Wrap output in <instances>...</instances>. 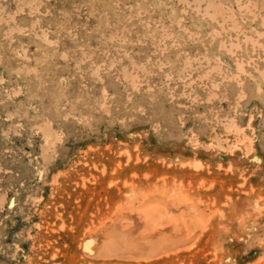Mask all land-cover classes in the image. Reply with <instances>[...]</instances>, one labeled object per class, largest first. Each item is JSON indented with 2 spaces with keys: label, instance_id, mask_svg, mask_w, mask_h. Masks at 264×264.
<instances>
[{
  "label": "rangeland",
  "instance_id": "1",
  "mask_svg": "<svg viewBox=\"0 0 264 264\" xmlns=\"http://www.w3.org/2000/svg\"><path fill=\"white\" fill-rule=\"evenodd\" d=\"M260 4L0 0V264H264Z\"/></svg>",
  "mask_w": 264,
  "mask_h": 264
},
{
  "label": "bare ground",
  "instance_id": "2",
  "mask_svg": "<svg viewBox=\"0 0 264 264\" xmlns=\"http://www.w3.org/2000/svg\"><path fill=\"white\" fill-rule=\"evenodd\" d=\"M250 1H252V2L254 1L255 3L260 2L261 3L260 5H262V8L264 9V0H250ZM130 82H131V80H130ZM144 216H145V214H144ZM147 222H149V221H147ZM135 229H136V227H132L128 231V233H129L128 235L131 237L130 240H127V238L129 236H126L125 234H124L125 235L124 236L123 234H120L118 232L113 233V232L109 231L105 234V236L106 237L111 236V241L109 240L110 243H109V241H107V239L106 240L104 239L105 241H103L101 243L99 242L98 244L95 242L96 244H93V245L92 244L89 245V243H90L89 242L87 244V248L90 249L93 254H94V252L100 253V254L104 253L107 256V254L110 253L111 255H113L115 257H119L121 259H129V260L135 259V260H144V261L152 260V259L158 258L162 255H167V253L170 251H174L173 250L174 249L173 248L174 243L172 240L168 241V240L164 239L163 241H161L162 244L158 245V243L156 241H153V238L156 236L154 234H150V236L145 238V239H140L139 236L134 237ZM112 231H113V229H112ZM147 232H149V231H147ZM160 233L162 234V232H160ZM166 234H168V233H166ZM144 236H146V235H144ZM155 239H156V237H155ZM110 244H114L115 247L119 248V251L118 252L116 251L117 253H114V254H113V252H110L111 251L110 250L111 249Z\"/></svg>",
  "mask_w": 264,
  "mask_h": 264
}]
</instances>
